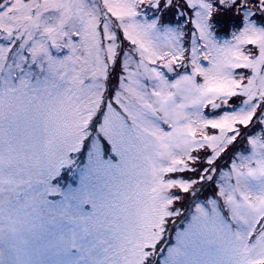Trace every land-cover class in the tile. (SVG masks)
I'll list each match as a JSON object with an SVG mask.
<instances>
[{
  "label": "snow or ice",
  "instance_id": "snow-or-ice-1",
  "mask_svg": "<svg viewBox=\"0 0 264 264\" xmlns=\"http://www.w3.org/2000/svg\"><path fill=\"white\" fill-rule=\"evenodd\" d=\"M112 6L122 14L113 17L117 29L106 37V103L123 101L129 118L148 126L162 149L184 135L174 112L184 107L181 99L193 82L220 85L198 89L201 96L216 91L228 97L215 108L222 123L211 127L219 134L189 153L191 165L172 169L188 185L178 190L177 202L190 196L191 216L182 227L174 225L175 244L160 264H197L191 259L194 229L206 222L225 237L235 234L225 264H248L246 253L264 249V0H112ZM72 40L55 70L40 68L38 82L59 76L92 87L91 73L80 76L85 69L69 67L73 54L83 61ZM12 191L0 187V264H80L69 250H87L96 221L94 195L80 167L41 173L22 202L18 194L16 204L5 197Z\"/></svg>",
  "mask_w": 264,
  "mask_h": 264
},
{
  "label": "rangeland",
  "instance_id": "rangeland-1",
  "mask_svg": "<svg viewBox=\"0 0 264 264\" xmlns=\"http://www.w3.org/2000/svg\"><path fill=\"white\" fill-rule=\"evenodd\" d=\"M121 14L112 0H13L0 11V34L4 36L0 42V187L13 189L4 193L6 198L13 197L12 204L17 203V194L23 201L25 190L37 183L41 173L69 168L83 138L92 132L105 95V55L97 31L104 29L106 57L110 60L111 46L106 37L115 33L117 21L113 17ZM69 37H73V46L78 47L83 61L88 62L73 54L69 67L85 69L80 76L91 73L92 87L73 86L59 76L38 82L41 67L51 73L64 57L50 52V43L62 49ZM25 49L29 56L23 54ZM8 53L13 59L7 63ZM22 64L26 65L24 72L19 68ZM200 88L218 89L220 85L193 82V90L181 99L184 107L174 112L184 125V135L163 149L148 126L129 118L123 101L109 105L104 98L102 121L97 135L87 139L86 163L80 168L94 195L92 243L86 251L72 247L71 259H79L80 264H145L166 222L179 209L174 206L175 191L188 187L181 175L164 179V174L191 165L194 159L189 153L219 134L211 125L222 123L220 116H206L202 110L205 104L211 109L223 105L228 97L216 91L201 96ZM248 107L254 105L250 102ZM103 143L112 146L116 161L103 159ZM194 233L197 247L193 261L225 264L230 260L235 234L225 237L211 222L197 225ZM245 255L248 264L264 263V249Z\"/></svg>",
  "mask_w": 264,
  "mask_h": 264
}]
</instances>
